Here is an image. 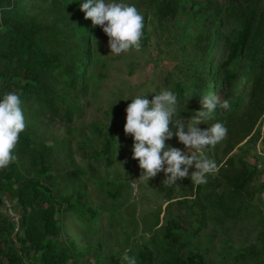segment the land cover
I'll use <instances>...</instances> for the list:
<instances>
[{"label":"rangeland","instance_id":"1","mask_svg":"<svg viewBox=\"0 0 264 264\" xmlns=\"http://www.w3.org/2000/svg\"><path fill=\"white\" fill-rule=\"evenodd\" d=\"M54 1L61 7L62 26L71 32L65 44L72 47L81 42L87 49L81 64L85 92L62 88L61 94L75 104L71 119L64 117L62 106L56 115L25 121L37 144L54 148L55 175L74 169L85 172V177L55 183L57 202L69 198L86 206L84 215L70 211L59 217V242L73 255L68 264H127L122 259L125 251L139 264L145 248L156 256L154 264H167L170 253L164 235L171 225L187 244L178 250L181 257L198 256L205 264H264V257L244 263L233 259L236 252L253 249L263 251L264 256V114L255 105H264V95L263 100H256L254 94L260 81L264 82V32L243 55L229 60L230 44L246 24L243 13H257L253 23L257 31L264 0H177L174 15L159 11L161 0H124L143 14L145 27L141 47L120 55L111 54L103 29L85 19L80 10L84 0H49L34 14L44 18L43 10ZM215 8L221 9L220 22L215 40L205 50L197 40ZM164 90L177 94L175 119H191L202 110L203 95L215 94L221 102H229L228 109L217 107L214 119L199 125L206 130L222 122L228 133L205 150L218 170L208 175L207 183L195 184L202 189L198 194H192L186 180L181 186H166L163 171L149 181L141 177L143 170L133 159L134 138L124 132L131 99L147 95L151 101ZM34 123L35 128H29ZM238 127L246 135L239 143L230 135ZM105 139L111 142L110 165L93 157L94 151L103 149ZM166 143L186 150L175 136ZM230 159L258 170L242 200L243 215L230 219L209 209L203 227L196 205L203 202V193L221 188V177L230 172ZM190 169L189 174L195 171L194 166ZM16 207L15 201L6 198L2 212L13 216Z\"/></svg>","mask_w":264,"mask_h":264},{"label":"trees","instance_id":"2","mask_svg":"<svg viewBox=\"0 0 264 264\" xmlns=\"http://www.w3.org/2000/svg\"><path fill=\"white\" fill-rule=\"evenodd\" d=\"M48 1L0 0V100L6 92L19 94L25 120L38 121L47 114L56 115L62 106H65L64 117L71 119L75 104L61 94L62 88L67 87L69 92H85L81 85V64L87 57V49L81 42H76L72 47L65 44L71 32L62 26L61 7L55 1L43 10L45 19L34 14ZM176 1H158L159 11L174 15ZM220 12V8H215L208 16L207 28L197 40L205 50L215 40L214 30L220 22ZM243 15L246 24L241 25L236 39L230 44V61L243 55L254 41H260L264 32L261 27L264 25V14L257 31L253 24L257 13L244 12ZM49 19L52 21L49 22ZM259 84L261 86L254 91L255 99L263 100L264 82L260 81ZM255 105L259 108V114H264V105ZM35 125L29 128H35ZM242 129L238 127L236 132L230 133L237 143L246 138ZM111 151V142L105 139L103 149L94 151L93 157L110 165ZM54 153L52 146L37 144L30 129H25L20 133L14 149L15 161L7 168L0 169V264H68L73 258L72 253L59 242V217L70 211L84 215L86 206L80 207L70 202L69 198L57 202L59 191L55 183L60 179L67 181L85 177V172L74 169L66 171L63 176L55 175ZM238 164L230 159V172L221 177V188L215 186L208 194L203 193V202L196 205L203 227L207 224L209 209L230 219L242 217V200L258 170L243 161ZM185 180L192 194L202 191L201 186L195 187L190 178L180 180L179 186ZM6 198L16 203L13 216L2 212ZM93 216L92 222L95 221ZM164 239L170 253L167 264H205L198 256L178 255V250L186 248L187 244L173 231L172 225L166 229ZM262 257L263 251L253 249L236 252L233 259L237 263L259 262L263 261ZM155 260L154 253L145 248L139 254L138 263L154 264Z\"/></svg>","mask_w":264,"mask_h":264},{"label":"clouds","instance_id":"3","mask_svg":"<svg viewBox=\"0 0 264 264\" xmlns=\"http://www.w3.org/2000/svg\"><path fill=\"white\" fill-rule=\"evenodd\" d=\"M80 10L85 13V19H90L94 27H101L109 37L111 54L120 55L141 47L144 17L135 5L124 0H84ZM200 97L202 110L187 120L184 117L175 119L178 97L171 90L156 94L151 101L147 95L131 99L126 108L124 132L134 138L133 159L139 161L143 170L141 177L149 181L163 171L166 186H179L178 182L185 178L200 185L207 183L208 175L218 170L216 161L209 158L205 150L223 141L228 129L222 122H216L206 130L199 125L214 119L217 107L228 109L229 102H221L215 94ZM22 103L15 91L6 92L0 100V169L7 168L16 159L14 149L20 133L26 129ZM174 136L186 150L166 143ZM193 166L195 171L189 174ZM122 259L127 264H137L136 258L129 256L127 251Z\"/></svg>","mask_w":264,"mask_h":264},{"label":"built area","instance_id":"4","mask_svg":"<svg viewBox=\"0 0 264 264\" xmlns=\"http://www.w3.org/2000/svg\"><path fill=\"white\" fill-rule=\"evenodd\" d=\"M16 219V220H15ZM14 220L16 221V222H18V220H17V218H15Z\"/></svg>","mask_w":264,"mask_h":264}]
</instances>
